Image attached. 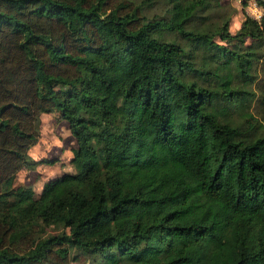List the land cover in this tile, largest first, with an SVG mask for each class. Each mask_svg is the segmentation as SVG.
Listing matches in <instances>:
<instances>
[{
	"label": "trees",
	"instance_id": "16d2710c",
	"mask_svg": "<svg viewBox=\"0 0 264 264\" xmlns=\"http://www.w3.org/2000/svg\"><path fill=\"white\" fill-rule=\"evenodd\" d=\"M257 3L0 0V264H264ZM43 112L76 146L35 195Z\"/></svg>",
	"mask_w": 264,
	"mask_h": 264
},
{
	"label": "rangeland",
	"instance_id": "374dc122",
	"mask_svg": "<svg viewBox=\"0 0 264 264\" xmlns=\"http://www.w3.org/2000/svg\"><path fill=\"white\" fill-rule=\"evenodd\" d=\"M220 1L222 4L226 5L227 8H234L229 22V29L231 32H236L244 18V9L242 7L244 0ZM262 1L264 2V0ZM160 6L161 4L156 3L154 9L159 11ZM148 13H152V10L148 11ZM229 44H239V42L233 39ZM261 65L260 72L256 75V79L252 84L255 90V99L251 104V108L258 117L264 116V62ZM39 130V139L28 152L30 157L40 159L42 157H56L59 155L64 158V160H68V156L69 154L71 155V149L72 146L75 145V141L72 139L74 136L71 134L67 122L59 120L56 112H43L40 115ZM57 168H60V166L52 170L41 168V166L36 167V170L21 169L17 173L16 182L33 184L35 189L38 190L42 185V180L46 177L54 176L55 172L59 170ZM70 256V264H95L93 255L79 248L72 249Z\"/></svg>",
	"mask_w": 264,
	"mask_h": 264
},
{
	"label": "crops",
	"instance_id": "0c3cea01",
	"mask_svg": "<svg viewBox=\"0 0 264 264\" xmlns=\"http://www.w3.org/2000/svg\"><path fill=\"white\" fill-rule=\"evenodd\" d=\"M61 121H65V120H61ZM65 122H67V121H65ZM68 127H69V125H68ZM72 139H73V141H75V145L72 146V148H74L76 146V139H74L73 137H72ZM56 157L58 158V161L55 162L54 164L40 163L36 167L41 166V168H44V169H47L48 168V169L52 170V169H56V167H59L60 166V168H57L59 170L57 172H55V175L54 176H51L52 178H55V177L59 176L64 171H71L72 170V167H71V164H70V159L72 157V149H71V155L69 154V156H68V160H64V158H62L59 155H57ZM36 167L33 170H36ZM22 169H26V168H22ZM51 177H46L44 180H42V185H41V187L38 190L35 189V187L33 186V184H30V183H25V184L31 185L34 188L35 195H38L40 193V191H41L44 183L46 181L52 179Z\"/></svg>",
	"mask_w": 264,
	"mask_h": 264
},
{
	"label": "built area",
	"instance_id": "2783aa9c",
	"mask_svg": "<svg viewBox=\"0 0 264 264\" xmlns=\"http://www.w3.org/2000/svg\"><path fill=\"white\" fill-rule=\"evenodd\" d=\"M243 9L245 14L254 18H260L262 16V7L257 3V0H247Z\"/></svg>",
	"mask_w": 264,
	"mask_h": 264
}]
</instances>
